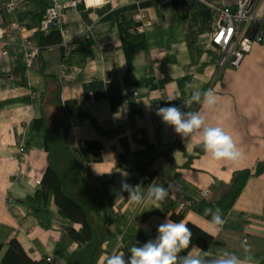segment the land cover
<instances>
[{
	"label": "crops",
	"instance_id": "0c3cea01",
	"mask_svg": "<svg viewBox=\"0 0 264 264\" xmlns=\"http://www.w3.org/2000/svg\"><path fill=\"white\" fill-rule=\"evenodd\" d=\"M210 1L231 8L238 3ZM38 9L31 0L17 17L7 15L0 40V243L17 238L34 258L51 256L68 264L79 244L65 229L71 221L59 213L53 194L43 212L32 213L27 203L48 167L46 139L34 121L41 116L49 77L26 57L14 21L18 18L37 42L42 28ZM65 11L64 26L70 30L65 56L60 45L40 55L46 73L62 80V99L75 101L85 112L68 116V143L82 147L90 140L102 146L101 159L90 163L88 175L106 198L101 257L113 249L130 256L128 248L154 239L158 225L172 219L163 205L138 207L129 203L126 192L120 196L122 181L131 185L141 178L146 187L160 174L175 193L213 201L222 210L226 223L215 237L221 243L208 250L196 245L201 255L227 250L242 256L247 242L255 264H264V171L249 178L233 207L221 206L236 170L255 173L264 164V0L255 6L263 40L253 41L238 68L221 64L222 50L213 42L217 13L204 0L177 1L173 8H162L159 0H97L92 8L79 4ZM138 11L149 21L144 29L137 28ZM61 60L71 67L64 80ZM208 89L220 98L214 110L202 111L196 103L184 106L193 91ZM173 105L201 111L210 124L225 128L243 150V162L217 163L204 153L199 137L184 141L156 114L159 107ZM22 145L27 152L21 160L16 152ZM208 220L189 209L184 222L208 231Z\"/></svg>",
	"mask_w": 264,
	"mask_h": 264
},
{
	"label": "trees",
	"instance_id": "16d2710c",
	"mask_svg": "<svg viewBox=\"0 0 264 264\" xmlns=\"http://www.w3.org/2000/svg\"><path fill=\"white\" fill-rule=\"evenodd\" d=\"M33 1L39 7L37 17L42 23L51 3L49 0ZM36 39L39 49L33 59V65L49 77V90L42 102L41 116L34 121V128L45 136L48 167L37 193L28 198V207L34 214L43 212L52 193L59 213L71 221L65 229L79 244L78 250L69 256L68 264H97L107 236L102 223L106 210V198L90 184L88 175L90 163L101 159L102 146L98 141L90 140L86 141L82 147H73L68 143L66 138L68 116L83 115L85 112L75 101L62 99V80L56 74L46 73V61L40 55L44 49L60 45L63 47L64 57L66 54V48L63 46L64 35L57 25L49 30L41 28L36 33ZM263 171L264 164H261L255 173L251 169L236 170L230 188L223 196L221 206L233 207L249 178L253 174L260 175ZM141 181L145 184V181L137 178L131 185L135 186ZM154 181L168 189L169 195L162 205L164 211L170 213L171 218L176 222L185 220L189 209L204 216L205 208H218L213 201L198 202L182 192L175 193L174 186L163 175H157ZM206 218L211 219L210 216ZM186 224L192 231V245L208 250L211 245L221 243L215 237L208 236L207 231L195 223ZM211 257L208 255L207 258ZM0 264L58 263L48 260L47 257L34 258L19 239L13 238L7 244L0 243Z\"/></svg>",
	"mask_w": 264,
	"mask_h": 264
},
{
	"label": "clouds",
	"instance_id": "9594fccd",
	"mask_svg": "<svg viewBox=\"0 0 264 264\" xmlns=\"http://www.w3.org/2000/svg\"><path fill=\"white\" fill-rule=\"evenodd\" d=\"M219 99L213 89L203 92L196 90L184 102V106L188 108V105L196 103L201 106L202 111H209L217 107ZM156 114L184 141L199 137L204 153L213 161L232 166L243 162L244 152L233 136L225 128L210 124L201 111L185 112L181 107L173 105L159 107ZM125 192L128 194L126 199L129 203L138 207L150 203L155 209H160L169 195L168 189L156 184L155 181L146 187L142 181L135 186L122 181L121 198H125L123 195ZM204 216L211 217L208 220L209 230L206 234L216 237L226 223L222 210L205 208ZM157 232L158 235L154 239H149L142 245L136 243L128 248L130 256L126 257L124 251L113 249L106 259L101 257V264H255L247 242L242 245L244 252L242 256L227 250L210 259L207 258L209 255L207 252L201 255L199 248L192 245V231L184 220L175 222L172 219H166L158 225Z\"/></svg>",
	"mask_w": 264,
	"mask_h": 264
},
{
	"label": "built area",
	"instance_id": "2783aa9c",
	"mask_svg": "<svg viewBox=\"0 0 264 264\" xmlns=\"http://www.w3.org/2000/svg\"><path fill=\"white\" fill-rule=\"evenodd\" d=\"M177 1L184 2V0H159V3L162 8H173ZM206 1L210 2L209 4L214 6L218 12L219 18L215 27L213 42L223 49L221 64L238 68L245 54L252 49L253 41L256 38L263 40V32L258 28L261 21L256 15L255 8L252 12L256 0H238L235 8L213 4V1L210 0ZM28 3V0H0V40H3L6 34L7 15L17 17L21 9ZM50 3L51 5L47 8L46 16L42 21V29L49 30L53 26L59 25L64 35V45H68L67 36L70 30L64 26V23L68 20L65 10L69 7H77L79 4H82L86 9L92 8L96 6L97 0H71L65 2L62 0H50ZM181 10L184 13L186 12L184 6L181 7ZM16 17L14 29L19 34V45L25 51L28 60L32 62L39 49L38 43L25 34V25ZM136 20L138 29H144L150 25L146 15L142 11L137 12ZM59 67L61 78L63 80L67 79L71 70L70 65L61 60ZM132 92H135V95L138 94V88L134 86ZM25 151L26 148L22 145L16 152V156H20ZM47 258L56 262L51 256Z\"/></svg>",
	"mask_w": 264,
	"mask_h": 264
},
{
	"label": "rangeland",
	"instance_id": "374dc122",
	"mask_svg": "<svg viewBox=\"0 0 264 264\" xmlns=\"http://www.w3.org/2000/svg\"><path fill=\"white\" fill-rule=\"evenodd\" d=\"M207 4H209L210 2H207L206 0H204ZM256 2H257V0H256ZM213 4H216V3H214L213 2ZM210 5V4H209ZM211 6V5H210ZM255 6H256V4H255ZM255 6H253V9H252V12H253V10H254V8H255ZM215 11H216V13H217V21H218V12H217V10L214 8V6H211ZM217 21H216V25H215V27L217 26ZM5 37V36H4ZM4 39V38H3ZM222 50V53H223V49H221ZM251 51V50H250ZM249 51V52H250ZM25 52V51H24ZM249 52H247V54L249 53ZM247 54H245V56L247 55ZM244 56V57H245ZM244 57H243V59H244ZM243 59L241 60V62L243 61ZM241 64V63H240ZM228 66H230V65H228ZM230 67H232V66H230ZM134 87V86H133ZM132 87V88H133ZM134 94H135V92H133ZM137 95V94H136ZM26 148V147H25ZM27 152V149H26V151L23 153V154H21L20 156H18V158L19 159H21L22 160V158L21 157H24V155H25V153Z\"/></svg>",
	"mask_w": 264,
	"mask_h": 264
},
{
	"label": "bare ground",
	"instance_id": "6f19581e",
	"mask_svg": "<svg viewBox=\"0 0 264 264\" xmlns=\"http://www.w3.org/2000/svg\"><path fill=\"white\" fill-rule=\"evenodd\" d=\"M55 260V259H54ZM56 263H57V261H56Z\"/></svg>",
	"mask_w": 264,
	"mask_h": 264
}]
</instances>
